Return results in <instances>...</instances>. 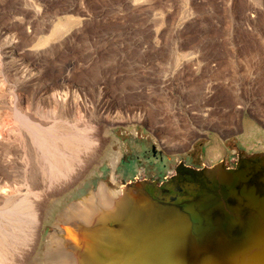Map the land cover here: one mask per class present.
<instances>
[{"label":"rangeland","instance_id":"374dc122","mask_svg":"<svg viewBox=\"0 0 264 264\" xmlns=\"http://www.w3.org/2000/svg\"><path fill=\"white\" fill-rule=\"evenodd\" d=\"M0 90L1 182L11 183L24 153L10 144L29 135L16 111L43 126L55 107L72 124L120 121L107 125L99 164L89 170L98 165L97 171L63 192L43 221L39 243L27 254L39 258L55 215L109 181V157L117 150L119 162L135 157L130 168L118 163L115 181L141 168L139 179L156 183L180 159L205 166L209 177L210 167L264 154V0H0ZM141 111L150 123L139 120ZM152 126L175 149L160 145ZM182 139L188 143L178 146ZM112 189L118 185L109 182Z\"/></svg>","mask_w":264,"mask_h":264},{"label":"bare ground","instance_id":"6f19581e","mask_svg":"<svg viewBox=\"0 0 264 264\" xmlns=\"http://www.w3.org/2000/svg\"><path fill=\"white\" fill-rule=\"evenodd\" d=\"M9 42V38L6 37L3 43L5 45ZM60 100L57 98L56 101L55 99L57 106H60ZM55 108L48 109L47 113L53 115L51 117L53 120L48 118L47 120L51 119L52 122L47 121L48 125L46 124V126H43L45 123L41 125L29 122L22 111L21 113L18 111L20 114L16 111L14 119L17 118L20 126L25 124L22 126L23 129L22 127L20 129L26 131V134L29 135H27L26 140L23 139L26 136H20L21 138L18 136V139H13L16 145L10 144L12 146L10 148H17V151L21 148V151L24 152L22 159L18 157L21 159L18 161L20 163L16 162L18 165H13L14 168L11 172L9 170V175H11L10 177L14 182L11 181L13 186L11 183L1 182L2 178H0V264H99V256L96 255L97 253L94 252L92 245H88L85 236L80 234L79 231L87 234L92 242L96 244L97 249H103L109 244L114 248H119L123 244L124 236H132L134 233L133 224H135L136 216L141 217L142 213L144 214L143 218L147 219L146 217L152 215L148 209L139 208L147 200L143 192L144 189L142 191L139 188L128 190L118 186L117 190H108V188L102 187L88 199L63 210L56 221V230L49 234L44 244L42 256L39 258L34 255L28 257V252L33 251V248H36L39 243L43 218L49 215L51 202L77 183L94 164H99L98 160L101 157L105 143L108 141L106 139L108 138L107 127L120 122L117 121L119 120L118 116H107V122L99 126L92 125L88 120L80 123L79 119L72 124L74 120L69 121L64 115L60 117ZM44 111L40 112L44 114ZM41 113L40 115L43 116ZM55 113L59 117H56ZM143 114L142 111L138 115L136 112L141 122L150 123L151 119L148 115ZM81 117L80 120H85L84 116ZM249 125L251 126V124ZM250 126L249 128L253 125ZM247 131L246 133H248ZM15 132L18 133V131L13 130L10 134ZM18 134L21 135V133ZM10 139L13 142L12 138ZM162 141L168 144L167 139H162ZM4 150L6 151V149ZM7 154L9 155V153ZM210 156L212 155L210 154ZM115 159L114 155L109 157L111 163ZM3 171L5 172V170ZM208 174L209 177L206 170L208 179L215 177L227 184L234 181L232 176L227 175L225 172L221 173L215 167H210ZM3 179L5 178L3 177ZM8 184L11 185L10 188ZM167 187L174 190L180 186L177 181H171ZM186 188L191 191L190 187ZM127 221H132L133 228H129V225L125 224ZM108 223H113L117 230L112 231ZM183 229L185 230V228ZM185 258L186 261L183 264H203L198 260V256L194 257L192 253L187 252ZM170 262L171 260L167 256L162 255L157 264H170Z\"/></svg>","mask_w":264,"mask_h":264},{"label":"water","instance_id":"95a60500","mask_svg":"<svg viewBox=\"0 0 264 264\" xmlns=\"http://www.w3.org/2000/svg\"><path fill=\"white\" fill-rule=\"evenodd\" d=\"M152 151L155 152L153 146ZM119 155L117 150L115 161L110 162L109 181L100 180L86 194L68 202L55 215L50 233L56 230V221L63 210L113 182L128 190L144 189L147 200L139 208L148 209L152 215L147 219L142 213L141 217L137 215L135 224L127 221L129 228L134 225V233L124 236L119 248L109 244L97 249L91 238L79 231L99 256V264H157L162 255L171 260L170 264H183L187 252L198 256L203 264H264V154L239 157L231 168L224 164L216 166L233 177L229 184L215 177L208 179L205 166L193 167L183 159L160 183L139 179L141 168L134 180L115 181ZM97 169L98 165L81 178L80 184ZM171 181H177L180 187L168 188ZM62 195L51 202L50 212L60 203ZM113 225L108 226L117 230Z\"/></svg>","mask_w":264,"mask_h":264},{"label":"flooded vegetation","instance_id":"af4514ba","mask_svg":"<svg viewBox=\"0 0 264 264\" xmlns=\"http://www.w3.org/2000/svg\"><path fill=\"white\" fill-rule=\"evenodd\" d=\"M135 156H127V157H122L120 162H119V165L121 166H126V167H129L130 168V164L132 162V159L134 158ZM137 162H140L139 160H137ZM128 170V169H127ZM137 177V174H134L132 175L131 177L129 178H121L122 180L124 181H127V180H134L135 178Z\"/></svg>","mask_w":264,"mask_h":264},{"label":"built area","instance_id":"2783aa9c","mask_svg":"<svg viewBox=\"0 0 264 264\" xmlns=\"http://www.w3.org/2000/svg\"><path fill=\"white\" fill-rule=\"evenodd\" d=\"M151 125H152V124H151ZM152 127H153V129H154L155 131H157V130L154 128V126H152ZM147 129H148V130H149V131H150V132L156 137V139L160 142V145L162 144V146H163L165 149L170 150V151H172V149H175V148L168 149V147L165 146L164 141H161V140L158 138V136H157V135H162V134H159L158 131H157V132H155V131H153V130L151 131L148 127H147ZM163 136H164V135H163ZM165 137H166V136H165ZM167 138H168V137H167ZM183 139H184V138H183ZM183 139H182V140H183ZM185 139H186V138H185ZM169 140H170V139H169ZM182 140H181L180 142H177V143H178V146H180V144L183 143V142H184V144H185V143H186L185 141H187V140H185V141H184V140L182 141ZM193 141H194V140H193ZM187 143H188V141H187ZM187 143H186V144H187ZM184 144H183V145H184ZM178 146L172 145V146H170V147H178ZM177 149H179V148H177Z\"/></svg>","mask_w":264,"mask_h":264},{"label":"trees","instance_id":"16d2710c","mask_svg":"<svg viewBox=\"0 0 264 264\" xmlns=\"http://www.w3.org/2000/svg\"><path fill=\"white\" fill-rule=\"evenodd\" d=\"M199 163V161L198 160H196V164H198Z\"/></svg>","mask_w":264,"mask_h":264}]
</instances>
